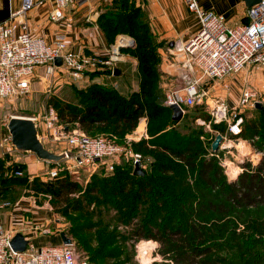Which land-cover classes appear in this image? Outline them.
<instances>
[{"label":"trees","instance_id":"trees-1","mask_svg":"<svg viewBox=\"0 0 264 264\" xmlns=\"http://www.w3.org/2000/svg\"><path fill=\"white\" fill-rule=\"evenodd\" d=\"M125 3V0H114L111 11L102 13L98 22L111 46L114 42L106 36V26L112 29L111 33L116 31L115 34H120L121 22L126 21L130 28L138 30L135 34L138 44L132 54L142 77L140 88L125 95L113 86L93 82L80 89L79 104L64 102L59 105L57 113L61 121L78 123L90 135L104 134L121 139L135 131L144 116L149 123L162 120L149 126L148 138L133 141L130 145L146 160L149 159L146 155L154 160L144 176H136L133 159L123 158L113 175L95 174L85 187L68 172L61 171L47 183L53 211L68 217L79 210L89 212L94 204H98L94 209L97 214L104 212L102 204L107 210L123 211L119 213V223L131 227L124 235H114L115 232H109L102 222H86L85 215L71 218L70 227L65 231L71 238L81 235L84 244H92L90 252L98 262L102 261L101 264H124L128 261V258L121 260V254L113 248L118 239L128 237L134 243L141 240L159 243L156 253L163 260L150 264H261L264 260V240H261L259 232L264 230V222H254L252 229L248 226L247 231L238 232L236 227L231 229L232 222L227 217L230 210L237 212L264 205V158L254 166L245 164L244 171L230 180L217 154L212 151V143L206 148L201 135L194 131L183 135L180 130L177 131L174 126L177 121L172 119L171 108L158 102L155 94L161 75L158 48L163 43H154L152 29L137 21L139 10L133 8L127 14H122V11L116 14V9ZM129 34L125 36L133 38V33ZM204 107L193 108L205 110ZM185 110L188 109L185 107ZM205 117L209 119L210 115ZM219 125L223 124H212L214 129ZM217 131L225 132L224 129ZM239 135L246 139L257 135L264 142V122L260 125L255 121L246 123ZM9 159V155L5 159L0 158L1 174L6 171L5 168L12 169V164L17 163L6 164ZM22 165L17 163L14 169L18 170ZM192 169L197 171L201 196L192 195L185 182V172ZM168 201H175L182 208H186L185 202H191L193 208H187L189 212H194L195 205H198L203 213L208 212L211 216L187 222L180 219L183 214L176 206L168 205ZM167 211L170 216L163 215ZM172 216L177 218L176 222L172 221ZM256 230L258 233L254 234ZM83 233L90 235L85 237ZM221 251L227 253L223 255Z\"/></svg>","mask_w":264,"mask_h":264},{"label":"built area","instance_id":"built-area-1","mask_svg":"<svg viewBox=\"0 0 264 264\" xmlns=\"http://www.w3.org/2000/svg\"><path fill=\"white\" fill-rule=\"evenodd\" d=\"M91 0H22L20 8L12 11L10 20L0 23V100L26 96L31 92L32 81L37 69L43 67L47 76H52L59 69H66L74 78H81L85 73L95 71L100 65L114 71L115 63L121 55L120 47H134V39L121 37L110 46L104 54L87 55L73 50L67 43L65 34H56L52 43L31 33L27 22L28 13L36 7H46L51 21H61L66 10L87 5ZM110 2L113 0H100ZM188 10L197 18L198 29L186 41H176L171 55L173 63L179 66L180 76L177 88L167 93V104L178 103L185 107H208L215 123L226 121L230 133L235 136L242 131L243 118L239 105L229 107L214 95L215 86L223 84L228 78L238 74L249 65H261L264 69V0L248 8V22L230 26L223 15L214 9L203 8L199 0H183ZM124 36V35H123ZM61 57L62 65L55 63ZM193 75V76H192ZM213 91V93H211ZM257 93L247 88L240 100L242 105L258 102ZM255 98V99H254ZM52 116L46 120L50 135L57 137L56 128L58 115L51 111ZM201 124L205 120L198 119ZM68 125V124H67ZM70 147L66 150L74 152L68 157L67 163L75 160L77 165H94L110 163L107 169L112 171L114 164L123 158H132L134 164L141 162V153L121 145L108 137L92 136L80 126L70 128L69 134H63ZM41 138H46L43 131ZM225 139V137H224ZM234 141V139H231ZM231 140L229 142H231ZM226 140L221 147H227ZM228 142V145H231ZM10 144V136L5 138V145ZM11 147V145H9ZM70 158V159H69ZM109 160V162H108ZM72 165V166H71ZM75 164H67L68 170ZM22 175L21 171L16 172ZM59 169L50 171L51 177L57 176ZM9 202L1 204V207ZM29 232L50 233L51 229L39 224L26 228ZM13 234L5 230L0 223V264H89L75 255L72 245H46L37 248L30 241L25 251H15L11 246Z\"/></svg>","mask_w":264,"mask_h":264},{"label":"rangeland","instance_id":"rangeland-1","mask_svg":"<svg viewBox=\"0 0 264 264\" xmlns=\"http://www.w3.org/2000/svg\"><path fill=\"white\" fill-rule=\"evenodd\" d=\"M102 4L99 5V7H96V4H94L95 9L94 11H99V10H104L102 13L106 11H111V7L113 4H109L108 6L105 4V1H100ZM113 1H110V3H113ZM124 5L122 4L121 7L116 9V14L118 12L122 11V14L129 13L130 10L133 8L139 10V15L137 17V21L145 24L149 29L151 27V18L149 14V7L148 4L144 3L143 0H125ZM184 2V1H183ZM221 6H229L230 1L222 0L220 1ZM93 5V4H92ZM103 7V8H100ZM121 8V9H120ZM237 9V8H236ZM233 4V13L236 14ZM101 13V14H102ZM98 15L99 19L100 15ZM115 14V15H116ZM104 22V21H102ZM126 21L121 22V25L119 27L120 34H115L112 32V29H110L109 25L104 26L103 23H101L103 29L105 27V33L106 36H108V39L110 42H114V44L119 40L120 36L121 37H126L127 40H130V37L125 36V34L128 35V33H133V39H134V47H129L121 50V54L124 55L128 54L130 56V60L134 65V70L132 71L133 74L131 75V83H130V90L124 91L123 94L129 95L130 93L134 92L135 90H138L140 88L141 80L142 77L139 73H137L136 70V58L133 56L132 52L136 49V46L138 44L136 40L135 34H137V29L134 30V28H130V24H126ZM100 29L102 30L101 26H99ZM123 31L125 33H123ZM152 31V30H151ZM122 32V33H121ZM152 39L154 43H162L165 41H159L157 40V36L153 33L152 31ZM124 35V36H123ZM111 37V38H110ZM163 46H166V44L163 43ZM171 50H173V46L168 44L167 46V51L164 57V60L161 61L164 64H172L173 63V56L171 55ZM159 51V48H158ZM116 66V63H115ZM105 68L100 67V69L96 70L93 72V74H101ZM109 72L110 69H106ZM90 73V72H89ZM114 73V72H111ZM88 74L83 75L81 78H74L69 71H67L65 68L64 69H59L57 73L54 75L55 78H52V76H49L46 78V80L40 81L36 80V84L32 87L31 92L26 95V96H20L18 98H13V99H4L0 100V115L1 118L3 119V123L5 125L3 127L0 124V139L2 137V133H4V136H10L8 129H7V123L9 118L12 115H20V116H31L37 119L39 122L40 130L41 133L43 131L45 135L44 142L47 147L57 150L58 152L65 151L68 147V143L66 142V139L63 137V134L65 133V128L68 126V131L65 134H69L70 128H76L79 127L80 125L78 123H65L59 119L58 115V108L59 105L64 103V102H69L73 104H79L81 101L80 97V89L81 88H86L88 87L89 83L84 81L85 77ZM47 76V74H46ZM193 76V75H192ZM123 77V76H122ZM126 77V76H125ZM123 77V78H125ZM102 79V77H100ZM175 79V78H174ZM164 76L162 74V69H161V75L157 81L156 89H155V94L157 97L158 102L167 104V93L170 89L177 88L175 85H177L178 78L175 79L173 85H164ZM234 80L237 85L236 89L232 86ZM39 81V82H38ZM168 82V83H172ZM108 83V82H106ZM110 84V83H108ZM110 86H113L110 84ZM247 88L252 89L254 92L257 93L256 99L258 102H262V109H259L256 107V105L253 104H246L242 105L240 100L242 98L243 91ZM214 95H216L217 98L220 100L224 101L229 107H235L239 105V111L240 115L243 118V125L246 123L255 121L257 124L260 125L261 122H264V69L261 65H249L245 67L242 71H240L238 74L228 78L223 84H217L215 86V89H213ZM235 90L238 92V96L235 98ZM213 93V91H211ZM196 106H191V107H186L188 109L186 112V116H184L182 119L177 121V123L174 125L177 128V131L180 130L181 134H190L193 131L195 134L201 135L203 138L202 140L205 141V147L208 148L210 146V143H213V141L216 138V135L221 133L226 140L225 144L227 147H219L218 153L214 152L217 154L218 159L222 166L224 167L225 174L230 180L236 179V176L244 171V166L247 163H251L253 166L256 165L260 159L264 158V142L262 141V138L260 136L254 137L253 139H246L243 137H239L240 135H235L233 136L230 131H229V124L226 121H222L219 123H215L212 120V115L208 107H204L205 110H195L194 108ZM53 111L58 115V120H56V128L59 131V134L57 137H61L57 139L56 142H54V136L50 135V129L47 127L46 120L48 116H52L51 111ZM205 115H210V118L207 119ZM146 117V116H144ZM143 118V117H142ZM147 118V117H146ZM201 118L202 120H205L207 124H201L198 119ZM148 119V118H147ZM162 120L158 121H153L149 123V119L146 120V128L148 131V136L149 134V126L153 124H157L158 122H161ZM140 122V120H139ZM1 123V122H0ZM68 124V125H67ZM212 124H223L219 125L214 129ZM171 127V126H170ZM169 127V128H170ZM260 128V126H259ZM224 133L218 132L217 130H223ZM135 135L134 132L129 133L126 135L125 138L121 139L120 137L118 138H112L110 136L104 135V134H99V135H92V136H103V137H108L115 141L118 144L125 145L128 148H131V143L133 141H139L142 138H132ZM137 136V135H135ZM144 138V137H143ZM231 139H234L232 141ZM231 140V142H229ZM243 140L244 147L239 146L236 141ZM222 141V142H223ZM221 142V144H222ZM228 142L231 145H228ZM212 145V144H211ZM7 146V145H6ZM10 147V146H8ZM66 148V149H63ZM247 148V149H246ZM63 149V150H61ZM132 149V148H131ZM133 150V149H132ZM17 152V151H16ZM133 152H136L133 150ZM19 153V152H17ZM16 153V154H17ZM139 153V152H138ZM21 154V153H19ZM30 153L24 154L28 155ZM34 155V154H33ZM144 157V156H143ZM147 161L144 157L145 164L143 166L144 170L147 171L149 169L148 165L151 164V162L154 160L152 156H147L146 155ZM12 155H11V157ZM37 158V157H36ZM70 159V158H69ZM73 163L68 162L67 160L61 161L59 163H53L49 162L46 163L44 168L38 169L34 166L29 167L28 165L23 164L19 171L22 172V175H18L16 172L18 170L14 169V165L17 163L12 164L13 170L11 169H6L4 174L0 173V205L9 202V205H6L4 207L0 206V209L7 208L14 202L18 201L19 199L22 200H31L35 201L38 205H45L46 203L48 205H51V195L48 194V188H47V183L50 179L56 177L53 176L51 177L50 171L54 168L59 169V173L62 172H68L70 176L73 179L78 180L80 185L82 187H85L93 178L95 174H98L100 176L104 175H113L115 172V168L118 164H121L123 162L120 161L118 163L114 164V169L112 171H109L107 169V165L110 163H95L94 165H77V162L75 160H71ZM16 162V161H15ZM46 162V161H44ZM109 162V160H108ZM67 164H75V167L70 169L66 168ZM72 166V165H71ZM135 168V164H134ZM58 173V174H59ZM63 174V173H62ZM186 174V180L188 184V189L191 190L192 195H197L201 196L200 192L198 191L199 189V179L197 177V171L192 169L188 172H185ZM110 175V176H111ZM175 196L178 195V193H174ZM26 198V199H25ZM208 198V197H206ZM180 199V198H179ZM183 201V199H182ZM176 206L178 211L183 214L181 215L180 219L186 220L187 222H190L191 220L193 221H198L200 219H207L211 215L208 212L203 213L198 205H195V211L194 212H189L188 210H191L193 208V204L191 202H185L186 208L178 207L175 201H168V205ZM170 205V206H171ZM98 204H94V208L90 210L89 212H85L84 210H79L73 214H71L68 217L61 216L59 214H56V217L59 220V223L61 224V228H64L68 230L70 227V220L71 218L75 216H82L85 215L84 220L86 222L95 224L97 222H102L104 224V227L107 226V230L109 232H115L114 235L116 234H125L127 230H129L131 227H127L125 224L119 223V213L123 211L118 210H112L111 209H106V205L102 204L101 207L104 212H100V214L94 213V209H96ZM52 207V205H51ZM188 208V210H187ZM100 209V208H99ZM237 212H229V215L227 218L232 222V228H237L238 232L241 231H247V228L249 226L250 229H252V224L255 222L257 224H260L262 221L264 222V205H258L253 208H243L236 210ZM164 216H170L169 212L163 213ZM173 222H176L177 218L171 217ZM111 224V226H110ZM109 226V227H108ZM261 228L263 226H260ZM100 230V229H97ZM252 230H250L251 232ZM67 232V231H66ZM97 232V231H96ZM258 233V230L254 234ZM261 236V240H264V230L259 232ZM69 235V234H68ZM90 233H83V236H89ZM70 236V235H69ZM81 235H77L76 238H73V249L75 252V255L79 259H84L87 261L89 264H101L102 261L98 262L96 257L93 256V254L90 252V246L92 244H84L83 240H81L80 237ZM83 237V238H85ZM129 238V237H128ZM128 238L126 239H118V242L116 245L113 247L114 250L119 251L121 254L119 258L121 260L129 259L128 261L124 262V264H150L154 261H162V256L158 253H156L157 247L159 243L154 240H141L139 242H132ZM50 245V244H48ZM227 252L226 251H221V254L225 255ZM117 258V260H120ZM261 264H264V260Z\"/></svg>","mask_w":264,"mask_h":264},{"label":"crops","instance_id":"crops-1","mask_svg":"<svg viewBox=\"0 0 264 264\" xmlns=\"http://www.w3.org/2000/svg\"><path fill=\"white\" fill-rule=\"evenodd\" d=\"M220 1L222 0H199V3L203 8L214 9L217 13L223 15L226 22L230 26L248 22V8L243 0H226L230 1L229 6H221ZM143 2L148 4L149 7V16L151 18L153 33L157 36V40L165 41L162 43L166 44V46H163L162 44L158 51L161 56V61H163V56L167 54L166 51L168 44H171V42L175 43L178 40L186 42L197 31V18L188 10L183 0H143ZM113 3L105 2L107 6ZM21 4L22 0H0V23L9 21L11 12L20 8ZM94 4H96V7H99L102 3L99 2V0H91L83 7H71L66 10L65 18L57 22L49 19L48 6L36 7L28 13L27 22L31 33L34 36L42 37L49 44L53 42L56 34H65L67 43L73 50L87 55L95 53L104 54L111 45L109 44L103 31L100 29L98 20H96L98 15L104 10L101 9L95 12ZM233 4L236 14L233 13ZM100 67L105 68L101 74H98L97 76L94 74L93 77L91 75L94 71H90V73L87 72L85 74L88 75L84 76V81L89 84L93 82L109 86L111 84L121 93L130 90V83L132 82L131 75L133 74L132 71L134 70V65L128 54H121L118 61H116V66L114 68H119L121 70V74L119 75L111 73V70V72H109L106 70L109 68L102 65H100L98 69H100ZM160 69H162V74L165 78V86L170 84L173 85L174 82L172 81H175L177 78L179 81L180 71L177 64H164L160 62ZM136 70L138 73L137 60ZM122 76L126 77L123 78ZM48 77L49 76H46L43 67L38 68L36 76L32 81V87L36 84V80L43 81ZM100 77H102V79ZM232 81V86L236 89L237 83L234 80ZM234 94V99H236V96H238L237 90H235ZM146 120H148L146 117L140 119L136 130L133 131L137 136L131 135L133 136L132 138L137 139L149 137L148 131L145 129L147 123ZM0 122L3 127L5 123H3L1 115ZM5 138L6 136L2 133V137L0 139V158L5 159L6 155H9V157L12 155L13 157V159H9L10 161L7 160L6 164L16 161L17 163L25 164L29 167L34 166L41 169L44 168L46 163H49L39 160L33 154L24 155L17 153L12 147H8L10 144H7V146L5 145ZM54 142L58 143L56 140H54ZM54 151L58 152L57 150ZM0 223L3 225L5 230L11 232L13 236L18 232L23 233L26 239H28L37 248H42L48 244H63L61 232L65 229L61 228V224L56 217V213L53 211L51 205H48L47 203L41 206L35 201L19 199L9 207L0 209ZM33 224H39L43 227L50 228L51 232L43 233V231H26V228Z\"/></svg>","mask_w":264,"mask_h":264},{"label":"water","instance_id":"water-1","mask_svg":"<svg viewBox=\"0 0 264 264\" xmlns=\"http://www.w3.org/2000/svg\"><path fill=\"white\" fill-rule=\"evenodd\" d=\"M247 8H250L261 0H243ZM174 42H171V46H174ZM122 49V47H120ZM55 63L59 66L62 65L61 57L55 59ZM114 74H121L119 68H114ZM256 107L263 108L262 102H256ZM172 110V119L179 121L183 118L185 111L178 104L174 103L169 106ZM7 129L10 135L11 147L21 154H34L39 160L46 162L59 163L66 160L68 157L74 156V152L71 150H65L62 152H56L53 149L46 146L45 142L41 138V130L39 122L36 118L31 116L12 115L7 123ZM68 131V126L65 128V133ZM224 137L221 133L216 135L215 140L212 143V151L217 152ZM136 176H144L146 174L141 162H136L133 171ZM59 221V220H58ZM62 240L64 244L73 245V239L67 235L65 231L61 232ZM29 240L21 232L16 233L12 240L11 246L15 251H25L27 249Z\"/></svg>","mask_w":264,"mask_h":264},{"label":"bare ground","instance_id":"bare-ground-1","mask_svg":"<svg viewBox=\"0 0 264 264\" xmlns=\"http://www.w3.org/2000/svg\"><path fill=\"white\" fill-rule=\"evenodd\" d=\"M142 128V127H141ZM236 143H238L239 146H243L244 147V141L243 140H239V141H236ZM247 149V148H246ZM28 247V246H27Z\"/></svg>","mask_w":264,"mask_h":264}]
</instances>
